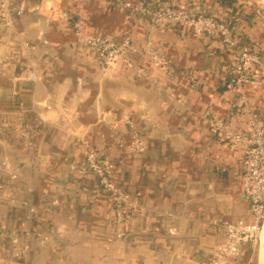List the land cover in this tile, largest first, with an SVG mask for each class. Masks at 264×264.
Listing matches in <instances>:
<instances>
[{
  "label": "crops",
  "instance_id": "1",
  "mask_svg": "<svg viewBox=\"0 0 264 264\" xmlns=\"http://www.w3.org/2000/svg\"><path fill=\"white\" fill-rule=\"evenodd\" d=\"M6 1L0 264H211L223 226L253 222L239 156L201 118L211 108L234 128L245 126L231 111L236 92L224 86L235 57L217 39L188 27H152L108 0ZM178 1L232 18L214 0ZM239 20L243 47L262 45L258 28ZM75 22L84 34L128 38L143 74L78 49ZM148 50L169 65L156 64ZM248 93L264 118V88ZM87 150L134 207L118 209L84 169ZM250 247L228 264H250Z\"/></svg>",
  "mask_w": 264,
  "mask_h": 264
},
{
  "label": "built area",
  "instance_id": "2",
  "mask_svg": "<svg viewBox=\"0 0 264 264\" xmlns=\"http://www.w3.org/2000/svg\"><path fill=\"white\" fill-rule=\"evenodd\" d=\"M108 1L131 17L143 20L152 27L169 25L188 27L196 37L208 36L217 39L235 57V64L227 69L228 79L224 86L226 91L236 92L230 103L231 111L244 122L245 126L241 129L234 128L224 118L214 115L211 108H208L201 117L213 139L228 145L238 154L241 189L248 201L253 220L249 225L223 226L224 242L211 264H228L240 255L244 244L256 242L264 220V118L260 116L257 106L251 102L248 93V88L259 86L264 88V53L257 51L255 47L247 49L239 46L241 36L231 19L206 14L178 0L161 2L156 8L145 0ZM237 2L240 0H236ZM243 3L252 8L248 2L243 0ZM238 5L242 7V4ZM11 12L7 1L0 0V22L8 24L12 18ZM255 15H259L258 11H255ZM57 17L60 20H71L64 13H59ZM72 27L78 49L94 54L105 66L123 64L138 75L143 74V69L132 62L136 51L128 38L113 42L82 33L76 22ZM147 54L156 64L169 65V61L157 52L148 50ZM84 157V169L97 177L99 186L111 194L118 209L135 206L126 193L112 184L105 166L93 152L84 151ZM124 218L125 216L118 211L117 223L122 222Z\"/></svg>",
  "mask_w": 264,
  "mask_h": 264
},
{
  "label": "rangeland",
  "instance_id": "3",
  "mask_svg": "<svg viewBox=\"0 0 264 264\" xmlns=\"http://www.w3.org/2000/svg\"><path fill=\"white\" fill-rule=\"evenodd\" d=\"M244 1L248 2L249 4H251L253 10H251L252 8H250L247 5H245L243 3V0H240V2H237L235 4V6L239 7L238 4H242L241 10H244V14H246V12L247 13L249 12V14H250L251 12L255 13V11H258L259 15H254V20H253L254 23L253 24L256 27H259V28L263 29L264 28V4H262L260 0H244ZM244 6H246V8H248L249 11L246 10ZM254 47L256 49H258L260 52L264 53V44H262L260 46L255 44ZM249 245L251 246L250 248L252 250L250 252V255H249V258H248L250 260V264H257L259 251H261V249L259 250V236L256 239V242L249 243ZM261 255H262V259H264V251L262 252ZM239 256H237V258H239Z\"/></svg>",
  "mask_w": 264,
  "mask_h": 264
},
{
  "label": "trees",
  "instance_id": "4",
  "mask_svg": "<svg viewBox=\"0 0 264 264\" xmlns=\"http://www.w3.org/2000/svg\"><path fill=\"white\" fill-rule=\"evenodd\" d=\"M145 1L147 3H149L153 8H156L159 3L167 2L169 0H145ZM214 1H216V3H218L221 7L230 11V13L232 14L231 21L233 24H236L237 21L239 22L240 21L239 19L247 20L251 24L254 23L253 20H254L255 13L251 12L250 14L249 13L244 14L243 10H241V6H239V7L235 6L236 0H214ZM257 28L261 34L262 43L264 44V28L263 29H261L259 27H257ZM243 41H244V38L240 37V42H239L240 47H243ZM241 43H242V45H241ZM257 51H259V50L257 49Z\"/></svg>",
  "mask_w": 264,
  "mask_h": 264
},
{
  "label": "water",
  "instance_id": "5",
  "mask_svg": "<svg viewBox=\"0 0 264 264\" xmlns=\"http://www.w3.org/2000/svg\"><path fill=\"white\" fill-rule=\"evenodd\" d=\"M264 220L261 226L260 234H259V250L264 251ZM259 251L257 264H264V259H262V252ZM261 253V254H260Z\"/></svg>",
  "mask_w": 264,
  "mask_h": 264
},
{
  "label": "bare ground",
  "instance_id": "6",
  "mask_svg": "<svg viewBox=\"0 0 264 264\" xmlns=\"http://www.w3.org/2000/svg\"><path fill=\"white\" fill-rule=\"evenodd\" d=\"M262 4H264V0H260Z\"/></svg>",
  "mask_w": 264,
  "mask_h": 264
}]
</instances>
